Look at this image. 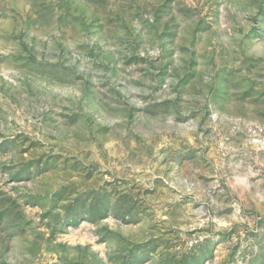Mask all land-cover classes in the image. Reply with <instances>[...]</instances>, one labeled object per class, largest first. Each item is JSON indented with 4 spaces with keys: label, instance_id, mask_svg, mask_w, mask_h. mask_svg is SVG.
<instances>
[{
    "label": "rangeland",
    "instance_id": "374dc122",
    "mask_svg": "<svg viewBox=\"0 0 264 264\" xmlns=\"http://www.w3.org/2000/svg\"><path fill=\"white\" fill-rule=\"evenodd\" d=\"M0 264H264V0H0Z\"/></svg>",
    "mask_w": 264,
    "mask_h": 264
}]
</instances>
